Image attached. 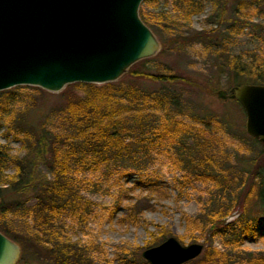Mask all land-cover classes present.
<instances>
[{
    "label": "rangeland",
    "instance_id": "1",
    "mask_svg": "<svg viewBox=\"0 0 264 264\" xmlns=\"http://www.w3.org/2000/svg\"><path fill=\"white\" fill-rule=\"evenodd\" d=\"M187 2L194 4V12L182 19ZM223 9L222 21H207L214 11ZM138 14L159 41L160 51L132 65L117 81L124 80L125 85L132 68L182 78L169 86L177 96V106L168 109L169 117L181 128L172 135L163 133L162 113L151 105L133 111L134 105L124 103L121 126L131 138L141 135L146 148L136 161L121 157L78 166L66 159L81 207L59 208L54 213L52 222L59 238L46 234L48 224L31 208L35 200L29 194L25 207L10 209L1 219L12 235L29 242L30 256L37 251L45 257L55 244L85 258L87 264H148L142 252L172 236L184 246L202 245L197 258L211 250L229 256L233 264H248V256H264V233L254 230L252 216L246 221L236 203L245 195L244 207L258 216L259 205L252 198L257 180L251 172L264 168V160H259L264 149L245 133L240 105L219 98L217 92L229 90L226 74L219 70L226 56L264 59V20L250 0H149L148 5L143 0ZM160 15L172 20L179 17L175 33L187 37L188 33L214 31L215 41L180 45L172 30L159 23ZM139 84L148 91L159 88L144 81ZM14 88L16 101L9 107L12 119L0 126V145L12 156L23 155L26 130L19 128L21 121L42 124L62 136L70 134L59 112L65 88L57 93L31 86ZM3 99L4 95L0 103ZM187 155L209 160L207 173H193L189 166L176 162ZM40 173L47 175V169L41 168ZM13 174L9 165L4 175ZM218 212L229 213L224 223L227 228L224 233L211 234L207 218ZM154 238L159 241L152 245Z\"/></svg>",
    "mask_w": 264,
    "mask_h": 264
},
{
    "label": "trees",
    "instance_id": "2",
    "mask_svg": "<svg viewBox=\"0 0 264 264\" xmlns=\"http://www.w3.org/2000/svg\"><path fill=\"white\" fill-rule=\"evenodd\" d=\"M250 1L264 20V0ZM144 3L148 5L149 0H144ZM214 5L216 10L218 7H216V3ZM186 8L187 11L181 17L182 19L189 17L191 12H194L195 6L192 2H187ZM224 15V9L214 11L207 21H211V23L213 19L222 21L225 18ZM159 17L161 21L158 22L172 30L170 33L177 36L175 41L180 45L198 40L206 43L215 41L214 31L188 33L187 37L182 36V33H175L179 27V17L173 20L164 15ZM166 19L171 20L169 24L165 23ZM221 66L219 70L221 74H226L228 94L232 87L242 84L264 85V59L260 56L245 58L226 56ZM127 77L129 80L125 85L124 80L102 85L84 83L68 85L61 93L63 102L59 112L62 113L70 128L69 135L62 136L51 132L42 124H27V122L22 123L21 121L19 128L26 130L22 141L23 155L12 156L6 147L0 145V232L19 245L21 249L19 262H23V264H87L85 258L76 255L70 249L61 250L55 244H51L45 257L39 255L37 251L30 256L29 242L12 235L6 229L1 218L10 209L25 207L26 195H32L35 204L34 208H31L41 213L47 222L48 231L46 234L53 238H59V233L52 222L54 213L59 208L80 209L81 207L77 184L67 171L66 159L70 158L78 166L90 161L102 163L108 160H118L121 157L136 161L140 152L142 153L146 148L141 135L131 138L128 136V131L121 126L124 103L127 102L129 106L134 105L136 109L133 111L139 110L142 106L151 105L157 112L162 113L160 127H162L163 133L172 135V132L181 128L178 121L169 117L168 109L171 106H177V96L169 86L180 82L182 78L167 74H152L135 68L129 70ZM141 81L158 85L159 88L148 91L140 87L139 82ZM14 89L16 88L0 91V97L4 95V99L0 103V126L2 121L12 119L9 107L16 101ZM218 118L222 119L223 116ZM170 125H173V131L168 130ZM253 140L259 143L258 140ZM187 156L179 158L176 162H180L186 167L189 166L193 173L199 175L207 173L205 169L209 160L202 155L200 157ZM259 160L263 161L264 156ZM9 165L13 167L14 174L6 178L4 172ZM41 168L47 169V175L49 174L51 177L40 173ZM251 174L257 180L252 198L259 205L258 216L251 215L250 211L244 207L245 195L240 201H237L236 207L243 211L246 221L252 216L250 222L253 224L254 230L263 234L264 168L256 167V171L253 170ZM10 195L13 199L7 200ZM228 214V212H218L217 215L207 218V228L210 233L212 232L211 234L225 232L227 226L224 223ZM163 236L164 234L161 235V237ZM158 241V238H154L152 245L157 244ZM247 263L264 264V256L257 258L248 256ZM185 264H233V262L225 254L206 250L202 257Z\"/></svg>",
    "mask_w": 264,
    "mask_h": 264
},
{
    "label": "water",
    "instance_id": "3",
    "mask_svg": "<svg viewBox=\"0 0 264 264\" xmlns=\"http://www.w3.org/2000/svg\"><path fill=\"white\" fill-rule=\"evenodd\" d=\"M143 0H0V91L17 86L57 93L74 83L116 82L135 63L160 51L143 23ZM221 99L245 114V133L264 146V85L242 84ZM203 246L175 237L144 250L148 264H185ZM21 249L0 232V264H17Z\"/></svg>",
    "mask_w": 264,
    "mask_h": 264
}]
</instances>
